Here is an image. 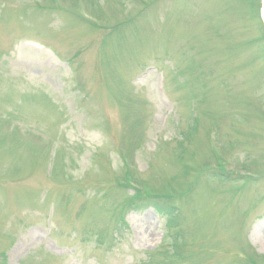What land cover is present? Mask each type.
Returning <instances> with one entry per match:
<instances>
[{"label": "rangeland", "instance_id": "obj_1", "mask_svg": "<svg viewBox=\"0 0 264 264\" xmlns=\"http://www.w3.org/2000/svg\"><path fill=\"white\" fill-rule=\"evenodd\" d=\"M263 7L0 0V264H264Z\"/></svg>", "mask_w": 264, "mask_h": 264}, {"label": "trees", "instance_id": "obj_2", "mask_svg": "<svg viewBox=\"0 0 264 264\" xmlns=\"http://www.w3.org/2000/svg\"><path fill=\"white\" fill-rule=\"evenodd\" d=\"M176 78L178 79V77H176ZM16 115L17 114H14L13 117H15ZM194 119H195L194 122L196 123L197 119L196 118H194ZM194 122H193V124H195ZM24 129H25L24 135H28V134H31V130L34 129V128H32V127H25ZM35 130L38 131L37 129H35ZM184 138L186 139L187 137H184ZM30 147H32V146H30ZM32 151H33V147H32ZM36 154L37 153H34V151H33L32 155H36ZM23 169H25V171H27L26 167H24ZM133 202L134 201H129L128 204L131 205V204H133ZM154 206H155V208H156L157 211L162 212V210H161L162 208L161 207H158L157 205H154ZM164 209H163V213H165L167 219H168V216L170 218L167 221V228H168V227H170L172 225V222H173V219L172 218H174V215L176 213V207L171 205L168 209H165V211H164ZM167 228H166V233H167Z\"/></svg>", "mask_w": 264, "mask_h": 264}, {"label": "bare ground", "instance_id": "obj_3", "mask_svg": "<svg viewBox=\"0 0 264 264\" xmlns=\"http://www.w3.org/2000/svg\"><path fill=\"white\" fill-rule=\"evenodd\" d=\"M263 4H264V0H262ZM264 8V7H263ZM264 10V9H263Z\"/></svg>", "mask_w": 264, "mask_h": 264}]
</instances>
